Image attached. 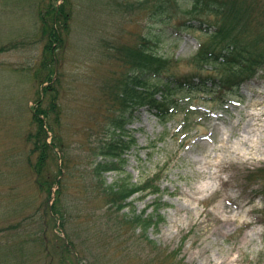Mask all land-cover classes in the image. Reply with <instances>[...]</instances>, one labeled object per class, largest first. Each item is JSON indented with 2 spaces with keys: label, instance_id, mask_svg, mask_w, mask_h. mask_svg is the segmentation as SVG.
<instances>
[{
  "label": "rangeland",
  "instance_id": "1",
  "mask_svg": "<svg viewBox=\"0 0 264 264\" xmlns=\"http://www.w3.org/2000/svg\"><path fill=\"white\" fill-rule=\"evenodd\" d=\"M121 1L143 0H0V264H264V72L226 97L230 103L196 94L193 106L201 113L180 112L162 123L143 110L128 126L138 145L128 155L127 172L135 183L161 179L165 223L148 233L155 248L138 231L108 239L91 218L65 225L58 215L47 219L55 197L48 201L36 183L31 166L38 153L29 138L38 132L32 112L38 100L44 108L51 103L44 94L50 84L41 80H59L60 122L53 113L42 118L55 128L74 172L75 164H89L105 139L96 137V119L108 107L99 86L111 77V64L100 61L102 45L133 43L148 31L145 13L129 14ZM46 14L56 17L57 39L49 51ZM198 39L207 41L198 31H171L159 51L182 59V70L189 71ZM45 55L58 67H43ZM53 138L49 132L48 142ZM52 168L57 175L55 163ZM117 178L107 175L108 183ZM156 198L131 201L141 213ZM84 206L78 207L101 217L99 201ZM39 227L48 230L49 249Z\"/></svg>",
  "mask_w": 264,
  "mask_h": 264
},
{
  "label": "trees",
  "instance_id": "2",
  "mask_svg": "<svg viewBox=\"0 0 264 264\" xmlns=\"http://www.w3.org/2000/svg\"><path fill=\"white\" fill-rule=\"evenodd\" d=\"M119 4L129 14L145 13L148 31L137 36L133 43L122 44L117 40L102 45L104 59L100 61L111 64V77L99 86L108 107L96 119L100 127L95 134L97 138H105L104 141L93 148L89 164L84 167L83 163L79 167L75 164L73 172L55 128L47 126L42 118L53 113L60 122L62 117L58 102L59 80L47 75L41 83L50 84L44 94L50 97L51 103L44 108L40 99L32 110L38 132L29 138L34 139L32 152L38 153V157L31 168L36 183L47 191L48 201L55 197L54 205L45 212L49 221L54 220L55 215L64 225L73 218L82 221L91 218V222L100 223L102 234L108 239L138 231L140 238L155 248L148 233L151 229L158 231L165 223L161 213L164 206L161 179L157 175L135 183L127 172L128 155L138 145L128 126L143 110L162 123L180 112L186 115L201 113V109L193 106L196 94H215L222 103H230L226 97L239 94L245 83L264 72V0H143ZM50 17L47 14L44 17L43 29L48 38V51L57 39L55 14L53 20ZM178 20L179 26L174 27L172 23ZM180 29L198 31L207 38V41L198 39L199 47L186 63L191 66L189 71L182 70V59L164 56L159 51L171 31ZM44 58L43 67L49 64L58 67V62L50 60V56ZM49 132L54 133L52 143L48 142ZM57 149L63 152L61 158ZM59 160L62 162L60 169ZM53 163L57 175L53 173ZM112 173L118 174V178L108 183L107 175ZM56 186L58 189L53 195ZM136 195L141 199L157 198L137 213L131 201ZM70 196L76 200L73 197L69 200ZM93 201H99L102 206L99 219L94 218L96 211L89 214L78 207ZM149 208L153 209L150 214ZM37 230L44 234L41 242L49 249L52 242L48 230L43 227ZM55 245L52 248L56 250L59 245ZM62 245L65 248V243ZM68 255L67 250L62 253L61 261L65 262Z\"/></svg>",
  "mask_w": 264,
  "mask_h": 264
}]
</instances>
